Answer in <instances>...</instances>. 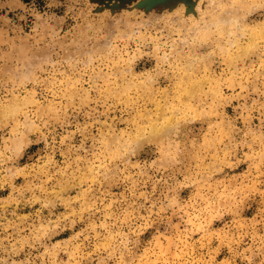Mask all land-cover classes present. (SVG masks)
I'll return each mask as SVG.
<instances>
[{"label": "clouds", "instance_id": "obj_1", "mask_svg": "<svg viewBox=\"0 0 264 264\" xmlns=\"http://www.w3.org/2000/svg\"><path fill=\"white\" fill-rule=\"evenodd\" d=\"M44 8L31 33L0 28V264H264V19H248L264 0H190V14L128 21L104 45L91 21L61 35ZM145 144L155 158L133 160Z\"/></svg>", "mask_w": 264, "mask_h": 264}, {"label": "rangeland", "instance_id": "obj_2", "mask_svg": "<svg viewBox=\"0 0 264 264\" xmlns=\"http://www.w3.org/2000/svg\"><path fill=\"white\" fill-rule=\"evenodd\" d=\"M190 0H62L59 4H52L51 0H5L2 7H0V28L9 31L10 35H14L17 32L31 33L34 27L35 13L39 11H44V6L46 5L51 11H57V15L60 17L59 20H53L52 23L56 26L57 30L60 31L61 35L68 32L70 29H75L77 24L83 25L85 21H91L94 25V29H99L96 32L98 39L95 41L97 45H104L110 41L116 34L117 27L126 30V23L128 21H146L149 24L156 20L166 18L168 16H173L176 18L179 16L181 11L185 15H188L187 5ZM249 21H255L257 19H264V17L259 16L254 13L249 18ZM91 34V33H90ZM153 61L144 59L137 64V71L142 70L145 67H151ZM215 67V66H214ZM219 71V69H216ZM233 102V106L235 105ZM233 106H227L225 108L226 113L229 116L235 115V110ZM258 123V120L253 121ZM206 127V125H205ZM201 128L200 122H196L191 126H184L182 131L185 134H197ZM6 134V130H5ZM32 139H35L33 136ZM44 143L41 141L39 143H33L24 152V155L20 158L19 164L23 166L27 163H32L37 160L40 155L43 154ZM157 154L156 149L153 145L145 144L139 152L137 157L133 160H145L153 159ZM57 159H61L59 154H57ZM247 163L241 164L238 168L234 170L225 169V173L228 177H235L237 175L243 176V173L247 170ZM224 175L218 174L217 179H224ZM17 185L23 183L22 177H17L15 180ZM122 188H113L114 192L122 191ZM11 189L7 186L0 189V198L6 199L9 195ZM75 195V192L72 193ZM188 190L182 191V196H187ZM39 205H34L32 207H25L20 210L21 214H27L38 208ZM261 198L259 193H254L253 198L247 201V206L244 209L243 215L251 219L260 211ZM56 214L64 212L62 206L55 210ZM230 217H225L229 219ZM215 225L220 226V221H216ZM83 225L78 224L74 229L68 228L63 232L57 233L52 242L55 243L59 240H68L73 235L74 232L79 231ZM161 231L163 226H160ZM155 232V227L145 229L139 236L140 244L137 247V251L142 252L147 243L152 239ZM226 250L217 256V260H222L225 258ZM20 258H23L21 255ZM67 259V257H63ZM109 264H114V262H109Z\"/></svg>", "mask_w": 264, "mask_h": 264}]
</instances>
